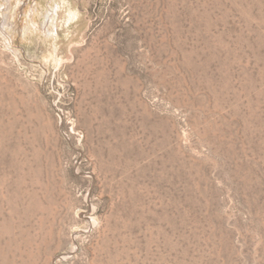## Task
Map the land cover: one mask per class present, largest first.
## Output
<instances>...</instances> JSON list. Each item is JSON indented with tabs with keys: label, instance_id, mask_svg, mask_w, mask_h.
Instances as JSON below:
<instances>
[{
	"label": "rangeland",
	"instance_id": "obj_1",
	"mask_svg": "<svg viewBox=\"0 0 264 264\" xmlns=\"http://www.w3.org/2000/svg\"><path fill=\"white\" fill-rule=\"evenodd\" d=\"M0 264H264V0H0Z\"/></svg>",
	"mask_w": 264,
	"mask_h": 264
}]
</instances>
